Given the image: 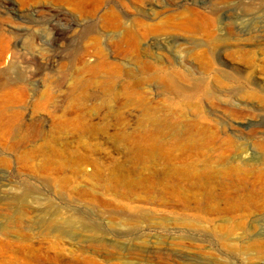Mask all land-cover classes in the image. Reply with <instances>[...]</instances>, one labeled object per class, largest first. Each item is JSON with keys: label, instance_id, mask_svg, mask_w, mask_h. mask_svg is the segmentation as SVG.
Masks as SVG:
<instances>
[{"label": "rangeland", "instance_id": "374dc122", "mask_svg": "<svg viewBox=\"0 0 264 264\" xmlns=\"http://www.w3.org/2000/svg\"><path fill=\"white\" fill-rule=\"evenodd\" d=\"M261 7L0 0V264H264Z\"/></svg>", "mask_w": 264, "mask_h": 264}, {"label": "bare ground", "instance_id": "6f19581e", "mask_svg": "<svg viewBox=\"0 0 264 264\" xmlns=\"http://www.w3.org/2000/svg\"><path fill=\"white\" fill-rule=\"evenodd\" d=\"M226 1V0H225ZM261 3V2H260ZM260 7V6H259ZM248 8V9H247ZM246 9L247 10H254L255 9V6L254 5H250L249 7H247ZM261 11H264V7H261V9H260ZM9 98H11L9 95H8V99ZM5 118V117H4ZM0 119H1V117H0ZM2 121V120H1ZM128 188H134V187H140V186H142V185H140L139 183H133V182H129L128 183ZM126 191V190H125ZM127 193V192H126ZM74 224H75V222H73L72 220H69V221H65L64 222V224L63 225H58V227L59 228H63V229H65V230H71L73 227H74Z\"/></svg>", "mask_w": 264, "mask_h": 264}]
</instances>
